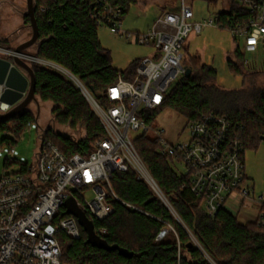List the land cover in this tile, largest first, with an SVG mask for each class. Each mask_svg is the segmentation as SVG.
Segmentation results:
<instances>
[{
    "label": "trees",
    "instance_id": "obj_1",
    "mask_svg": "<svg viewBox=\"0 0 264 264\" xmlns=\"http://www.w3.org/2000/svg\"><path fill=\"white\" fill-rule=\"evenodd\" d=\"M7 1L0 0V6ZM105 3L122 9L123 21L139 0H35L40 40L35 57L68 71L101 106L107 105L105 93L108 87L120 76L133 80L139 63V60L135 61L124 72L113 66L111 51L101 43L99 26L94 19L96 10L102 11ZM219 15L222 20L247 17L235 1L231 2L230 10ZM24 24L30 28L31 20L26 15ZM0 48L12 50L9 41L1 37ZM234 58L235 61L228 60V66L243 77L242 89L227 90L217 86L216 68L205 64L199 56L191 57V65H187L190 74L186 73L176 83L160 110L148 114L150 122L153 124L158 114L165 110L176 112L188 122L207 114L225 116L240 126L245 150H257L264 142V87L250 79L245 51L240 46L235 50ZM32 68L36 75V96L42 102L55 105L52 111L55 122L73 130L83 128L86 131L85 137L74 141L49 128L45 130L44 140L69 156L89 154L105 137L102 123L89 101L71 78L38 62H33ZM35 122L37 117L29 110L10 121L0 122V133H11L14 137V140L4 139L3 145L13 150L14 144ZM136 148L171 209L146 181L138 179L134 170L116 173L112 186L122 202H112L114 212L103 222L88 213L87 216L96 230L107 229L102 238L109 245H117L132 256L86 244L87 235L82 229L80 240L65 234L59 236L64 264H211L195 244L188 248L194 243L191 234L216 264H264V227L257 221L242 224L237 216L225 209H221L215 218H209L200 200L191 192L189 179L179 176L169 160L158 154L156 141L141 136L136 140ZM14 163L7 159L5 166ZM25 166L21 167L24 169ZM165 223L172 225L177 235L171 232L159 241L158 236L166 232ZM179 243L189 254V258L184 257L180 262Z\"/></svg>",
    "mask_w": 264,
    "mask_h": 264
},
{
    "label": "built area",
    "instance_id": "obj_2",
    "mask_svg": "<svg viewBox=\"0 0 264 264\" xmlns=\"http://www.w3.org/2000/svg\"><path fill=\"white\" fill-rule=\"evenodd\" d=\"M233 1L246 14L245 19L222 20L216 14L193 23L190 0H180V14L164 12L145 33L122 31L120 8L105 3L102 11L96 10L94 19L99 28L110 27L129 41L153 47L155 53L139 60L132 81L120 76L108 87L105 106L99 105L84 85L65 70L93 104L105 137L89 154L69 156L44 140V130L40 133L34 162L19 171L7 170L0 177V264H64L59 236L82 239L78 220L72 215H63L64 204L75 198L86 214L99 222L105 221L114 212L112 202L121 201L112 186L118 172L134 170L138 179L146 181L171 209L136 148V140L149 137V133L154 134L149 138L156 141L158 154L169 160L179 176L189 179L191 192L200 200L209 218H215L221 209L228 210L229 205L239 209L257 205L255 221L264 227V192L256 197L255 185L246 175V150L239 125L225 116L202 115L187 123L188 140L174 144L166 130L154 127L148 116L162 108L171 87L186 75L184 45L191 31L200 34L208 27L227 29L236 40L243 41L245 53L264 49V0ZM231 2L225 11L230 10ZM3 54L12 58L14 53L11 50ZM5 89L0 85V114L11 109L1 102ZM135 133L139 135L132 137ZM12 153L14 149L10 157ZM177 165L183 167V172L178 171ZM165 224L166 232L157 240L171 232L177 235L172 225ZM95 232L103 237L107 229H95ZM184 257L179 243V262Z\"/></svg>",
    "mask_w": 264,
    "mask_h": 264
},
{
    "label": "rangeland",
    "instance_id": "obj_3",
    "mask_svg": "<svg viewBox=\"0 0 264 264\" xmlns=\"http://www.w3.org/2000/svg\"><path fill=\"white\" fill-rule=\"evenodd\" d=\"M231 1L232 0H214L210 3L203 0H190L194 12V17L191 21L193 23L200 22L214 17L216 14L227 10ZM143 3L149 7L148 11H142L138 5L132 6L128 15L122 21V31L129 33H145L149 27H152V24H154L159 15L162 14L157 6H151L152 4H150V1L143 0ZM168 4L169 7L167 10L169 12L175 14L181 13L180 0H168ZM26 14L27 0H8L0 6V37L9 41L13 53L16 47L31 38L32 30L28 27V31L24 36L22 34L19 35L20 32H22L21 30L26 28L24 24V16ZM98 34L103 46L111 51L113 66L121 72L128 70L138 59L151 57L155 53L153 47H146L129 41L126 37L116 34L110 27H100ZM238 46L243 50V41L235 40L232 32L227 29L208 27L200 34L191 31L184 45V64L191 65L190 58L199 56L205 64L212 65L216 68L218 74L215 84L217 86L227 90H239L244 87V79L241 75L232 72L228 66L229 59L235 61L234 52ZM37 48L38 47H32L27 54L35 56ZM10 51L11 50L7 51L6 49H0V57L7 58L8 56L3 53L8 54ZM245 60L246 69L251 74L250 79L254 80L260 87H264V49L256 53H245ZM41 64L71 78L63 68L57 65L46 61H43ZM125 80L132 81L131 79ZM175 85L176 84L171 87L169 93ZM90 105L94 109L93 104L90 103ZM54 108L55 105L53 103L42 102L40 99L39 104H30L28 110L37 117V122L32 124L20 137L18 142L14 144V153L11 154V157V150L9 146L3 145V140L6 138L14 140V137L11 133H0V177L7 170L19 171L22 165L32 164L34 162L35 154L39 147L40 133L48 128H53L57 133L67 136L74 141H78L85 137L86 131L83 128L73 130L56 123L55 117L52 114ZM187 123L188 121L185 117L172 110H165L159 113L157 118H155L154 127L164 128L170 142L178 144L184 143L189 138V133L186 129ZM138 135L139 133H135L132 134V137H137ZM148 136L154 137V134L149 133ZM8 158H11V160L16 163L6 167L5 163ZM245 162L246 175L248 179L254 183L256 197H258L264 192V142L257 150H246ZM177 169L179 172H183V167L180 165H177ZM227 209L231 214L237 216L239 222L242 224L255 221L258 214L257 205L241 209L229 205ZM174 215L176 219L182 223L175 213ZM184 228L186 227L184 226ZM186 230L188 231L187 228ZM191 239L197 242L192 234ZM195 245L211 264H216L204 252L200 244L198 245L197 243ZM185 257L189 258L187 252L185 253Z\"/></svg>",
    "mask_w": 264,
    "mask_h": 264
},
{
    "label": "water",
    "instance_id": "obj_4",
    "mask_svg": "<svg viewBox=\"0 0 264 264\" xmlns=\"http://www.w3.org/2000/svg\"><path fill=\"white\" fill-rule=\"evenodd\" d=\"M26 16L31 20V38L14 49L12 59L0 57V85H4L6 88L1 97V102L11 107L7 113L0 114V122L10 121L19 117L24 112L28 111V107L32 103L39 104V99L36 96V75L32 68V63L35 62L37 58L27 54L32 47L40 45L35 0H27ZM190 72L191 70L189 69L187 75H189ZM64 208L66 211L63 215L74 216L86 233V244L99 250L107 252L117 251L120 255L127 257L132 256L129 251L117 245H109L106 240L96 234L93 221L90 220L87 214L77 205L75 198H70L66 201ZM193 246L194 243H191L188 245V248H193Z\"/></svg>",
    "mask_w": 264,
    "mask_h": 264
},
{
    "label": "crops",
    "instance_id": "obj_5",
    "mask_svg": "<svg viewBox=\"0 0 264 264\" xmlns=\"http://www.w3.org/2000/svg\"><path fill=\"white\" fill-rule=\"evenodd\" d=\"M148 1H150V4H152L151 6H157L158 8H159V10H160V12L163 14V12H167L168 10V7H169V4H168V0H148ZM145 3H143V0H139V3L137 4L140 8H141V10L142 11H148V8L149 7H147L146 5H144ZM161 14V15H162ZM160 16V15H159ZM152 26H153V24H152ZM151 27H149L148 28V30L150 29ZM147 30V31H148ZM22 32H20V34L19 35H25V33L28 31V28L26 27V28H24L23 30H21ZM146 31V32H147ZM142 59V58H141ZM138 60H140V59H138ZM43 61V60H42Z\"/></svg>",
    "mask_w": 264,
    "mask_h": 264
}]
</instances>
